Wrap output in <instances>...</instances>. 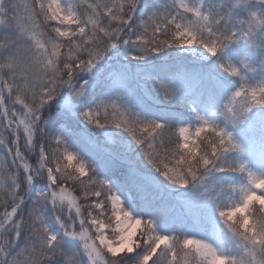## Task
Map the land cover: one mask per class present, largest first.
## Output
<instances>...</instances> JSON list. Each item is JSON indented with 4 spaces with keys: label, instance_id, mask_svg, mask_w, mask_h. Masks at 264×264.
Here are the masks:
<instances>
[{
    "label": "snow or ice",
    "instance_id": "obj_1",
    "mask_svg": "<svg viewBox=\"0 0 264 264\" xmlns=\"http://www.w3.org/2000/svg\"><path fill=\"white\" fill-rule=\"evenodd\" d=\"M0 208V264H264V0H0Z\"/></svg>",
    "mask_w": 264,
    "mask_h": 264
},
{
    "label": "trees",
    "instance_id": "obj_2",
    "mask_svg": "<svg viewBox=\"0 0 264 264\" xmlns=\"http://www.w3.org/2000/svg\"><path fill=\"white\" fill-rule=\"evenodd\" d=\"M21 1V0H20ZM257 209L258 208H256V213H257V215H259L260 214V211H257ZM3 209L2 208H0V211H2Z\"/></svg>",
    "mask_w": 264,
    "mask_h": 264
},
{
    "label": "rangeland",
    "instance_id": "obj_3",
    "mask_svg": "<svg viewBox=\"0 0 264 264\" xmlns=\"http://www.w3.org/2000/svg\"><path fill=\"white\" fill-rule=\"evenodd\" d=\"M18 2H21V1H20V0H18ZM53 146H54V145H53ZM256 208H258V209H257V211H260V210H259V206H258V205L256 206Z\"/></svg>",
    "mask_w": 264,
    "mask_h": 264
}]
</instances>
